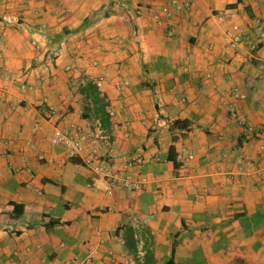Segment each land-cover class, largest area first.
<instances>
[{"label":"crops","instance_id":"0c3cea01","mask_svg":"<svg viewBox=\"0 0 264 264\" xmlns=\"http://www.w3.org/2000/svg\"><path fill=\"white\" fill-rule=\"evenodd\" d=\"M170 1L0 0V264H264V0H179L156 22ZM100 76L108 131L82 116ZM72 125L145 186L61 163L51 130Z\"/></svg>","mask_w":264,"mask_h":264},{"label":"built area","instance_id":"2783aa9c","mask_svg":"<svg viewBox=\"0 0 264 264\" xmlns=\"http://www.w3.org/2000/svg\"><path fill=\"white\" fill-rule=\"evenodd\" d=\"M188 3H182L179 0H171L170 5L162 6L153 13V18L156 22H160V16H170L174 11L178 12L188 6ZM2 27L0 26V31ZM244 35V29L239 24H231L224 31V39L228 47L235 48L242 40ZM255 35L257 39L264 37V30L262 27H257ZM4 51V44L2 36L0 33V56ZM72 67H68V70H71ZM209 73L206 75L209 77ZM103 77L100 76L96 81H94L98 86L100 85ZM128 85V80L123 79L118 82V86ZM22 87H25V84H22ZM109 114L113 115V110L108 108ZM240 125L243 127L244 131L247 133H253L256 129L254 126L247 125L242 120H239ZM38 123L33 126V130L38 129ZM49 141L52 144L61 145L66 151V157L61 158L60 162L64 163L66 158H78L79 162L86 166L91 174L92 181L102 180L106 185V190L111 192L116 187H122L126 190H140L145 184L146 180L144 178L133 180L128 174H122L120 170L114 169L109 162L100 156L95 147H89V142H91L90 136L84 132L78 126H70L68 128H59L53 127L49 137ZM178 158L181 161V165L184 162L193 158L192 154H186L185 156L182 153L178 154ZM143 160V157L140 154H136L126 163L127 167L140 164ZM79 263V261L76 260Z\"/></svg>","mask_w":264,"mask_h":264},{"label":"trees","instance_id":"16d2710c","mask_svg":"<svg viewBox=\"0 0 264 264\" xmlns=\"http://www.w3.org/2000/svg\"><path fill=\"white\" fill-rule=\"evenodd\" d=\"M89 23L90 20L88 18H85L80 24L79 28L73 31L83 29ZM73 31L64 29L62 30V32L56 34L53 40L59 41L67 34H70ZM79 91L82 94L84 100L82 116L84 118H93L95 121H97V124L100 129L108 131L111 126V115L108 112L109 101L105 94L100 90L99 86L93 80H86L80 86ZM186 124L187 122L184 120H175L172 124V127H185ZM168 159L173 160V162H175V165H177L173 146H170L169 148ZM19 215L20 214H14V216Z\"/></svg>","mask_w":264,"mask_h":264}]
</instances>
